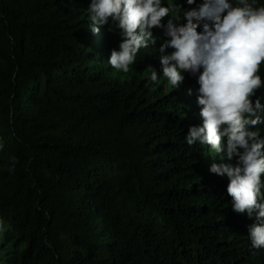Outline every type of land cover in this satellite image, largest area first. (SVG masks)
<instances>
[{"label": "trees", "instance_id": "trees-1", "mask_svg": "<svg viewBox=\"0 0 264 264\" xmlns=\"http://www.w3.org/2000/svg\"><path fill=\"white\" fill-rule=\"evenodd\" d=\"M89 3L0 0V259L264 264L255 215L233 211L229 178L210 172L235 161L185 139L202 124L198 74L176 89L148 79L163 75L161 28L127 73L113 69L119 30L90 31Z\"/></svg>", "mask_w": 264, "mask_h": 264}, {"label": "clouds", "instance_id": "clouds-1", "mask_svg": "<svg viewBox=\"0 0 264 264\" xmlns=\"http://www.w3.org/2000/svg\"><path fill=\"white\" fill-rule=\"evenodd\" d=\"M186 3L196 7L186 9L178 0H90L88 28L95 34L103 25L119 30L121 42L108 64L124 73L142 49L156 43L153 29H164L163 75L150 66L148 79L163 77L176 89L186 74H198L202 124L191 126L185 139L189 146H210L220 161H235L213 163L210 172L229 178L233 211L255 215L248 237L259 250L264 248V98L256 93L264 86V0Z\"/></svg>", "mask_w": 264, "mask_h": 264}, {"label": "rangeland", "instance_id": "rangeland-1", "mask_svg": "<svg viewBox=\"0 0 264 264\" xmlns=\"http://www.w3.org/2000/svg\"><path fill=\"white\" fill-rule=\"evenodd\" d=\"M4 225H7V224L1 223V226L4 227ZM2 242H3V229L0 228V254L4 252L3 250H5V246ZM4 263H5V260L0 259V264H4Z\"/></svg>", "mask_w": 264, "mask_h": 264}]
</instances>
